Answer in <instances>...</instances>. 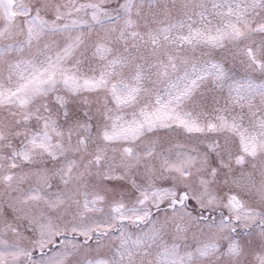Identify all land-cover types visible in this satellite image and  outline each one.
Wrapping results in <instances>:
<instances>
[{
  "label": "snow or ice",
  "instance_id": "obj_1",
  "mask_svg": "<svg viewBox=\"0 0 264 264\" xmlns=\"http://www.w3.org/2000/svg\"><path fill=\"white\" fill-rule=\"evenodd\" d=\"M0 264H264V0H0Z\"/></svg>",
  "mask_w": 264,
  "mask_h": 264
}]
</instances>
